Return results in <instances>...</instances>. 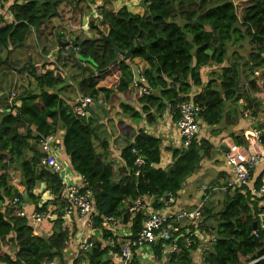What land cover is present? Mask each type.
<instances>
[{"label": "trees", "instance_id": "1", "mask_svg": "<svg viewBox=\"0 0 264 264\" xmlns=\"http://www.w3.org/2000/svg\"><path fill=\"white\" fill-rule=\"evenodd\" d=\"M241 1L243 8L238 11L234 0H148L143 14H132L126 5L115 10L112 0H99L100 16L89 23L91 38L68 33L55 36L57 44L63 43L56 52V61L63 65L61 75L47 69L51 62L34 65L29 59L18 62L12 56L34 33L59 18L61 6L77 9L83 3L89 10L95 1L0 0V70L15 71L18 67L16 70L25 72L33 85L20 94L13 89L10 93L14 98L7 97L0 110V264H66L63 253L72 236L63 228L62 213L69 204L62 197L59 176L41 164L42 138H60L59 151L69 170L83 178L95 214L90 238L93 248L78 252L71 264H113L111 256L140 232L143 217L129 212L133 204L150 200L157 210L166 194L178 198L186 180L203 159H210L213 150L206 141L194 140L187 148L172 149L171 163L160 168V140L142 128L126 127L123 120L155 125L157 119L169 114L176 122L179 106L191 102L201 110L199 123L217 128L224 121L226 107L240 99L254 105L252 116L258 117L261 106L249 99L264 93V0ZM130 32L141 46L131 53L129 62L113 65L118 70L114 87L96 88L97 71L106 73L115 58L112 47L100 38L108 35L115 48L126 52ZM91 39L95 41H88ZM82 41L83 62L63 57L66 44L77 46ZM245 47L246 57L239 52ZM134 60L146 65L141 73L149 93L134 95L139 111L119 103L115 124L108 119L110 109L106 107L114 97L131 94L130 65ZM206 67L218 69L210 71V80L202 84L200 70ZM256 72L263 74L254 78ZM193 87H200V93L191 96ZM100 96L103 102L97 108L94 104ZM82 98L90 100L87 114L91 113L83 118L75 112L77 100ZM253 129L259 132L258 140L264 147V121ZM115 133L124 140L117 168L110 156V138ZM231 137L237 146L245 145L243 138ZM137 157L143 160L139 167L135 166ZM13 174L17 175L15 183ZM260 179L254 181L256 187ZM39 187L49 196L42 204L41 196L35 194ZM219 193V209L213 206L212 196L203 210L201 231L214 239L208 250L198 256L195 248L185 249L180 243L178 251L160 264H264V229L259 221L264 207H258L259 200L246 186ZM14 199L18 200L16 205H12ZM24 206H31V213L55 215L54 221L43 223L49 227L48 235L33 231L27 218L17 216ZM103 218L130 223V236L113 237L101 229ZM3 248L8 251L3 252ZM161 250L162 244H158L150 252L160 260ZM137 259L134 255L131 264H139Z\"/></svg>", "mask_w": 264, "mask_h": 264}, {"label": "built area", "instance_id": "2", "mask_svg": "<svg viewBox=\"0 0 264 264\" xmlns=\"http://www.w3.org/2000/svg\"><path fill=\"white\" fill-rule=\"evenodd\" d=\"M14 0H10L12 2ZM79 49L72 44H66L63 48L64 54L77 55ZM133 91L137 96L148 95V90L144 86L143 78H140L139 84H134ZM14 94H10V99ZM90 100L82 98L77 100L75 107L76 114L83 118L87 117V106ZM200 108L191 103H183L178 108V119L175 127L180 137V147L187 148L199 134V113ZM259 132L252 131L244 136L245 147H239L231 144L228 151L224 154V161L232 174V180L224 188L218 189L224 192L227 188L246 186L251 195L258 200V207H264V177L260 179L256 187L252 181V171L260 164L264 163V147L260 145ZM60 138L51 135L42 138L39 141V148L43 154L41 164L48 168L51 173L59 176L62 186V197L68 202V207L63 214V228L70 231L73 221L81 226L84 235L77 242V253H85L93 244L90 238L94 235L93 220L95 218L92 204L90 203V194L85 190L83 178L66 169L57 159L59 152ZM135 153V151H132ZM143 160L137 157L135 166L139 167ZM215 189H209L201 194L200 199L191 206L179 204L176 197L168 193L162 201L159 209H153L151 204L138 200L129 210L131 214L140 213L143 217L140 232L131 241L124 242L119 247V252L111 256L113 264H131L134 255L138 257L139 264H160L162 259L168 260L169 256L179 249L181 243L185 249L195 248V254L198 256L205 253L214 239L201 231V221L204 207L209 196ZM35 194L40 195V204L49 199L47 193H43L41 187L35 189ZM48 196L47 198L45 196ZM18 203L17 199L12 201V205ZM18 217L27 218L33 231L45 222H51L56 219L55 215L50 213H27L17 212ZM264 210L259 215L261 228L264 229ZM101 229L109 231L111 235L117 237L130 236V223L123 225L115 218H103L100 223ZM256 237V234L253 233ZM109 244H111L109 242ZM162 244L161 259H157L150 250L152 246ZM39 264H57L56 262L44 261Z\"/></svg>", "mask_w": 264, "mask_h": 264}, {"label": "crops", "instance_id": "3", "mask_svg": "<svg viewBox=\"0 0 264 264\" xmlns=\"http://www.w3.org/2000/svg\"><path fill=\"white\" fill-rule=\"evenodd\" d=\"M59 18H60V14H59ZM6 19H10L9 14L6 15ZM81 19L82 20H80V23L83 27L86 25L85 20H84V15L81 17ZM77 23L78 22L74 18L66 22L68 26L60 25L56 30L53 29V31L58 32V34L65 35L69 31L70 27L75 26ZM60 28H63V29L61 30ZM84 38H87V37H84ZM55 39L57 38L54 37L52 42ZM57 41L58 39L55 42L57 43ZM57 46L59 49L63 46V43H58ZM54 61L55 60L53 58L51 60V63L53 65H56V62ZM133 64L137 66L140 72L146 68V65H144V63L139 60H134ZM112 68H115L113 72L111 71ZM210 69H214V67L212 68L206 67L200 70V79H201L202 84H206L210 80L209 73L210 71H212ZM215 69H218V68H215ZM254 74L257 75V73H254ZM95 76L98 79V84L96 85V88L109 89V88L114 87L117 84L118 70L115 66L114 67L112 66L106 73L102 75H100L99 73L98 74L96 73ZM107 78L110 79V83L108 84H107ZM101 84H105V85H101ZM132 86L128 90L131 93L130 95H127L125 97L116 96L112 99V102L110 103V105H107L106 108L110 109L109 116H108L109 120L111 121L118 120L120 114H119V110L117 109V105L121 102L129 106H132L135 108L136 111H139V107L137 106L134 100L135 93H133L134 91H133ZM200 91H201L200 87H193L191 96L200 93ZM250 98L251 99L249 100H255L262 105L260 111L257 112L258 117L256 119L252 116V112L255 110L254 105L248 106L245 99H240L237 103H234L233 105H228L226 107L224 121L219 127L208 128V127L202 126L199 123V134L197 138L195 139V141L199 142V141L204 140L212 147L213 150H212L210 159H206V158L203 159L200 162L198 168L195 170L196 172L194 171L195 174L193 173L194 175L192 174L190 178H188L184 184L185 186L188 182H198L199 187L194 186V189H195L194 194H189L188 196L184 198L182 202L181 195H185V187L183 186V189L181 190L177 198L179 204L184 205V206H191L200 199L201 194L204 191H207L209 189H215L216 191L211 193V195L208 198V201H210V199L212 198H214V200L212 201L213 203H216V202L218 203L220 201L221 196L219 192L221 191L218 189L224 188L232 180L231 171L227 167L224 161V154H225L224 147L228 148V146H230L231 144L236 145L234 144L231 136H233V138H238V139L243 138L244 139V136L247 133L256 131L253 129L254 125L262 124V122L264 121V104L262 102L264 100V96L256 93L252 95ZM101 101L103 102V98L100 96L99 103H95L94 105L97 108L101 107L100 105ZM88 108L90 109V107ZM90 115L91 113L88 114V116ZM100 116H102V114ZM103 121L105 122L107 120H103ZM116 121L113 123L116 124ZM123 123L126 125V127L133 126L135 127V129L142 128V130L147 135L153 136L154 138L160 140L161 142L160 164H159L160 168H165L171 163V150L180 147V137L175 127V121L172 120V117L169 114H165L160 119H157L155 125H147L145 121H142L137 125H134L131 123L129 119L123 120ZM115 124L114 125L112 124L113 125L112 127H114ZM114 135L115 137H113V139L110 138V152H111L110 156L112 158V161L115 162V166L117 168L119 167V163H120L118 151H119L120 146L124 144V140L122 141L120 134L115 133ZM239 147H245V145L239 146ZM57 159L59 162H61V164L66 169H69L67 159L63 156V154L60 153V151L57 153ZM210 172L212 174L214 173V176L212 178H209V175L211 174ZM251 176H252L253 182L259 177L263 178L264 177V163L256 167L252 171ZM202 179H205L206 182L201 183L200 180ZM145 203L152 205V202L150 200H145ZM31 210H32L31 206H24L23 208V211L27 213H31ZM49 231H50L49 227L45 226L44 224L39 226L37 229L38 234L43 235V236L48 235ZM69 235L72 236V239L70 240L66 250L63 253V260L65 261L66 264H71L68 262H70L72 257L76 255L77 242L81 239V236L84 235V233L82 231L81 226L77 225V223L73 221L72 227L69 231Z\"/></svg>", "mask_w": 264, "mask_h": 264}, {"label": "rangeland", "instance_id": "4", "mask_svg": "<svg viewBox=\"0 0 264 264\" xmlns=\"http://www.w3.org/2000/svg\"><path fill=\"white\" fill-rule=\"evenodd\" d=\"M95 3L90 6L89 10L88 8L86 9L85 5L83 3H80L81 8L73 9L68 5H63L60 7V18H56L53 21H51V24H47L41 29L38 30V33H34L33 37L30 38L25 46L20 49L15 51L14 55L12 58L17 60L18 62L20 61H26L29 59L30 64L34 65H40L42 62H45L46 65H48V62H51V60L54 58V62H56V65H49L47 66V69L53 70L55 73H61L62 70V64L56 61V52L58 49L57 43L55 42L57 39H55L53 42V38L58 34V32L53 31V29H57L60 25H67L66 22L70 21L71 19H76L78 22L75 26L70 27L69 31L67 32L68 34H73L77 35L79 38H91L93 35V32H91L90 25L89 23L92 22L94 23L95 19L98 18L99 15V0H93ZM113 4L111 7L113 9L121 8L122 5H126L129 12H132V14H143V7L141 6L142 0H127V1H121V0H112ZM241 0H234V4L237 6L238 11L243 8L241 6ZM7 15V14H6ZM84 15V20L86 25L82 27L80 20L81 17ZM71 18V19H69ZM76 23V22H75ZM52 27V28H51ZM61 30L63 28H60ZM66 33V34H67ZM56 38V37H55ZM68 40V39H67ZM66 40V41H67ZM242 53L244 57H246L248 53V48L245 47L244 51H239ZM54 54V55H53ZM53 55V56H52ZM59 65V66H58ZM16 67V65H13V68ZM68 67L70 65L68 64ZM12 68V69H13ZM18 67H16L17 69ZM210 69V70H217L215 69ZM10 70L3 68L0 70V110L5 107L7 104V99H10V92L15 89L18 94L23 89H28L31 90L33 88V85L31 84V81L28 80L27 74L25 72H22L21 74L19 73V70ZM115 70V68H112V72ZM209 70V71H210ZM208 71V72H209ZM207 72V73H208ZM257 73V72H256ZM263 73L258 72L257 75L254 74V78L261 77ZM206 77V76H205ZM110 83V79L107 78V84ZM105 85V84H101ZM264 96V93L261 94ZM8 97V98H7ZM264 104V100L262 101ZM259 103V102H258ZM260 104V103H259ZM260 106H262L260 104ZM196 172V171H195ZM194 173V172H193ZM211 173V172H210ZM195 174V173H194ZM193 174V175H194ZM212 175V176H211ZM14 178L13 183L17 180V175L13 174L12 175ZM214 176V173L209 175V178H212ZM190 178V177H189ZM201 183H205L206 180L202 179L200 180ZM194 186L199 187L198 182H188L184 187H185V195H181V201L183 202L184 198L188 196L189 194H194ZM46 198L48 197L47 195L45 196ZM213 206L219 209V203H214ZM3 252L8 251L7 248L2 249ZM77 253L74 257H72L71 261L68 263H71L74 258H76Z\"/></svg>", "mask_w": 264, "mask_h": 264}, {"label": "water", "instance_id": "5", "mask_svg": "<svg viewBox=\"0 0 264 264\" xmlns=\"http://www.w3.org/2000/svg\"><path fill=\"white\" fill-rule=\"evenodd\" d=\"M148 0H142L141 2V6L144 8V5L145 3L147 2ZM100 40L104 43V44H109L111 47H112V50H113V53H114V60L110 62V66H113V65H116L120 62H123V63H127L129 62L130 60V57H131V53L138 47L141 46V43H140V40L138 39V37H135L131 32L129 33V44H130V47L129 49L126 51V52H121L119 51L117 48H115L112 44V41L110 39V37L107 35V36H103L100 38ZM90 42H94L95 40L91 39V40H88ZM83 42H79L77 45V47L79 48V51L77 53L76 56L72 55V54H63V57H69L70 59L74 60V59H79L80 61H84L81 59V53H82V45H83ZM85 62L87 63H91L92 62L90 60H85ZM130 69H131V72H132V83L133 84H139L140 83V78H142V73L139 71V69L137 68L136 65L134 64H131L130 65ZM99 72L97 71V74ZM144 86L146 87V85L144 84ZM87 112H90L88 107L86 108ZM225 149V153L228 151V148L224 147ZM253 230H256V224H253Z\"/></svg>", "mask_w": 264, "mask_h": 264}]
</instances>
